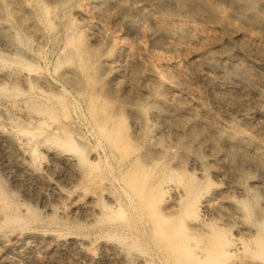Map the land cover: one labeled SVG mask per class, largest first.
Returning <instances> with one entry per match:
<instances>
[{
	"label": "rangeland",
	"instance_id": "obj_1",
	"mask_svg": "<svg viewBox=\"0 0 264 264\" xmlns=\"http://www.w3.org/2000/svg\"><path fill=\"white\" fill-rule=\"evenodd\" d=\"M236 69L249 83L220 94ZM263 124L264 0H0V197L21 219L0 233L43 236L33 255L6 241L0 264H135L166 184L190 254L216 189L210 240L264 248Z\"/></svg>",
	"mask_w": 264,
	"mask_h": 264
},
{
	"label": "bare ground",
	"instance_id": "obj_2",
	"mask_svg": "<svg viewBox=\"0 0 264 264\" xmlns=\"http://www.w3.org/2000/svg\"><path fill=\"white\" fill-rule=\"evenodd\" d=\"M166 1H173V0H166ZM18 18L21 19V16L19 15V11H16ZM248 16L253 17V14H248ZM214 69H217V67L214 64L210 65ZM241 80L243 82L246 81L249 83L248 77L244 76L240 73L238 69L233 70L231 74L230 80L232 82H227L224 80L223 75H220L213 79L214 86L220 91V94L224 93H230V90H233L236 85L234 82H239ZM223 103L225 105H229L230 102L223 98ZM264 128V124L260 125ZM232 139L234 141H237L238 139L234 136H232ZM233 153V152H231ZM230 153V154H231ZM231 159L238 158V155L236 153L230 155ZM196 162L201 164V161L197 160ZM242 166L248 165V162L246 160H243L240 162ZM31 162H28L25 164V168L30 171ZM165 192L172 194L170 199H167V201L163 204V207L157 208V206H153L151 210L144 214L143 217V232H144V244L148 247L147 252L146 250H138L137 247L129 246L128 248V257L129 261L127 260V263H135V264H153L152 259L156 257L157 261L163 260L162 256H170L175 255L176 264H242L244 261L245 256H250V261H256L257 257L264 258V248L260 244V239L257 241V243L253 246L247 245L243 239L236 238V237H229L228 239L222 241V242H214L210 240V237L206 235V216L209 212L213 210L214 203H213V196L221 195L224 193L222 189H216L214 190L215 193L212 194V197H208L204 199L202 202V213L201 216H194L186 222L187 227L192 231L199 232V238L202 239V245L197 248L196 251H193V253H189L190 246L186 243V240L181 239L180 235H178L172 226L167 227V221L174 216H176L177 211H174L176 209V206H178V197L177 194L180 192L178 187L173 186L171 184H166L164 188ZM6 200L3 199V197H0V211L3 212V214H0V225L2 226H9L14 225L15 223L21 222L20 215H14L9 216L7 215L6 211L8 210L7 204L5 202ZM160 209V210H157ZM11 211V210H10ZM8 210V212H10ZM162 212V213H161ZM13 214V213H12ZM262 232V230H261ZM262 237L264 235H261ZM52 238L55 241H59L56 236H52ZM38 239H43V236H40L39 234L35 235H28L23 233H13L10 236H5L0 233V247L4 245L6 241H15V243H19L24 246L23 254L27 255L28 252H30V248L33 243V241H36ZM30 241V242H29ZM73 241L76 246L79 249V252L83 253L84 248L82 247L83 243L80 240H71ZM212 241V242H211ZM114 242L113 244H115ZM122 241H120V244ZM118 246L116 247H120ZM124 244H126L124 242ZM113 246V245H112ZM128 246V245H126ZM116 247H112L113 252H118L119 249ZM123 248V244H122ZM139 248V247H138ZM124 251V250H123ZM126 252V250H125ZM33 252H30L31 255ZM122 253V252H121ZM120 253V254H121ZM126 254V253H125ZM4 256L3 251L0 250V259ZM119 257V256H118ZM240 257L241 262H240ZM31 258L36 259V256H32ZM125 259V258H124ZM128 259V258H127ZM126 260V259H125ZM124 260V261H125ZM14 259H9L7 261L8 264H15ZM222 261V262H220ZM245 262V261H244Z\"/></svg>",
	"mask_w": 264,
	"mask_h": 264
}]
</instances>
